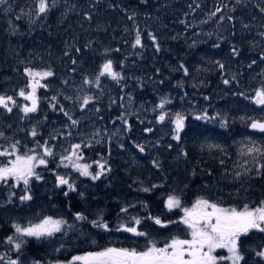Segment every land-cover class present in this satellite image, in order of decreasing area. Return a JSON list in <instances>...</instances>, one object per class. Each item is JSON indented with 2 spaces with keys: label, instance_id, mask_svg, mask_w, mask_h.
I'll use <instances>...</instances> for the list:
<instances>
[{
  "label": "rangeland",
  "instance_id": "1",
  "mask_svg": "<svg viewBox=\"0 0 264 264\" xmlns=\"http://www.w3.org/2000/svg\"><path fill=\"white\" fill-rule=\"evenodd\" d=\"M115 2L121 10H125L121 0H49L50 11L42 16H38L36 13L37 0H8V3L0 9V25H3L1 31L7 37L5 51L7 55H10V59L7 58L3 62L7 72H11L5 75L0 74V95L12 96L17 102L11 113L0 108V133H3V136L0 137V146L8 148L11 144L19 141L20 154H25L23 151L26 150V153L36 154L38 158L43 156V146H47L51 148L53 156L44 157V159L55 160L52 167H49L51 163L47 160L46 166L36 168L41 179L33 178L30 181L29 192L32 199L29 201L22 202L20 200V196L24 194L22 184L19 187H13L11 186L14 184L12 180L0 183V198L6 197L0 208L5 211L14 209L16 213V215H8L6 222L9 223L11 230L3 236V244L5 243L10 252H13V247L7 243L8 237H13L14 240L29 238H17L14 225L29 226L48 217L64 221L62 231L52 237L31 238L34 242L39 240L41 243L45 242L49 245L53 243L55 246L53 248L54 257H57L60 253L69 252V249L79 241H83L84 246L91 247V251L87 252V255L90 252H98L107 247L116 246H120L117 248L144 251L152 242H155L158 247H163L170 241L166 235L159 236L158 233L151 230L158 229L160 225H156L148 217L163 218V216L170 215L171 219L176 211L179 213L176 220L182 219L183 209L191 208L198 199L208 200L210 203H216L224 208H233L234 206H226L222 202L223 198H225L224 202L241 201V207L236 208L237 210H243L245 206L255 209L263 202L257 198L252 199L249 194L256 191L246 188L244 183L243 185L239 184L237 179L241 177L240 169L245 168L247 174L254 171V174L252 173L254 177H257L255 174L262 169L260 167L259 171L257 170V160L261 164V156L254 158L253 155H244L243 153L252 146L264 150V133L248 131L251 121L264 122V106L253 103L256 92L264 89V0H259L260 8L255 9L251 4L245 2L247 7L239 15L241 18L238 20H230L227 17V19L219 17V20L208 19L210 15H213L210 12L202 11L193 15V11L188 9L191 26L202 25L201 27L194 26L197 30L190 29L188 34V30L182 31L185 34L182 39L188 43L197 44L201 39L200 32L205 31L209 22L211 25L216 22L219 25L218 29L221 30L213 39L215 47H218L227 36L233 38L230 32L236 33V42L229 45L231 51L215 49L216 59L212 62L209 60L202 62L203 69H213L214 72L219 73V77L223 81V89L217 92V96L211 93L210 96L205 97L196 90L195 93H191L190 91L197 85L195 79L188 75L190 78L184 76L178 82L179 86L174 87L175 93L157 92L155 94L156 102L150 101L149 105L139 104L129 87H120L118 82L120 78L113 80L108 76H100L102 68L94 73L89 70L76 73L73 70L71 76L64 74L60 76L58 60L66 59V63H69L74 56L73 50L76 45L72 42V36L67 32L58 34L54 30L57 33L55 35L50 30L51 25L53 27L60 18L75 11L82 12V19L87 18L91 8L96 9L99 6ZM199 3L198 0H190L189 7L192 8ZM22 11L24 14L21 16ZM163 13H159L158 17ZM215 13L220 16V12ZM18 16L21 18L17 19ZM224 21L227 24H224ZM2 37L3 35L0 34V39ZM60 39L62 40L61 44L59 43ZM1 48L0 41V50ZM147 48L148 50L144 52H147L148 56H153V65L147 67L144 65L143 73L145 75H149L155 81L163 71L176 72L174 64L169 59H164L161 45L147 44ZM38 50H41L40 54L43 56L39 61L35 60ZM159 57L161 60L157 59ZM44 60L45 67L53 75L42 80L41 84L45 87L37 89L38 110L25 116L20 109L25 105L30 106V101L19 96L21 89H24L25 92L30 91V88L27 87L30 78L25 74V71L31 69L38 72L41 70ZM34 62L35 66L33 67ZM53 62L56 63L58 74L55 73ZM78 63L81 62L78 60ZM221 64L224 65L223 68H220ZM49 67H52V70ZM113 70L118 72L114 68ZM225 80L228 81L227 84L224 83ZM240 82H244V86L240 85ZM183 83L188 85L187 88H184ZM86 97L89 98L87 105L83 103ZM163 101H168V103L160 108L159 105ZM106 106L108 110H115L118 113H113L110 116L104 114L102 109ZM162 114L165 115V120L159 123L157 118ZM176 114L185 118L179 140L173 139V136L176 135L174 124ZM205 115L208 117L207 119H196L197 116ZM73 120L77 123L72 124ZM132 120L133 123L129 122ZM135 124H141L145 132L150 129H153L154 132L151 135L148 133L142 139H139L138 136L132 138L131 134L135 132ZM196 126H199L200 129L195 132L194 140L198 141L199 148L208 153L215 152L218 157L222 158V163L227 168L238 173L231 181H227L228 187H216L219 191L202 183L201 186H196L190 192H179L178 184H172L175 178L173 175L178 176L185 169L193 172L190 165L185 163L184 144L189 141V129ZM33 129L42 136V143L31 135ZM76 144L81 145L78 152L83 156L79 163L91 165L90 172L95 174L100 171L97 162L105 164L104 175H101L99 179L93 180L91 177L81 176L79 172L73 170L69 161L61 162L64 156L71 155L72 146ZM140 147H143L144 150L140 151ZM31 149H35V152L30 153ZM162 150L166 151L162 152ZM86 154L91 156L88 157ZM12 158L0 157V162ZM65 164L69 166L64 167ZM115 166L123 181L126 182L129 194L124 195L122 191H118L109 197V202L112 205L106 202V205L91 212V204L86 202L90 198L89 194L81 193L84 210L93 218L85 219L89 224L95 220H104L111 215L117 216L115 220L107 219L105 221L112 231L105 232L91 225L94 230L99 229V233L104 232L106 235V238L101 237L100 241L97 237L91 240L92 230L88 227V223L85 225V220H80L84 227L83 231L79 220L69 221L67 218H63L57 205L54 204L57 196L62 197V192L76 193V190L68 191L67 186H57L56 175H64L75 188L78 187L79 192H86V190H92V186L100 180L111 179V176H114ZM253 166L255 168H252ZM164 168L170 169L164 170ZM190 177L194 178L195 176L191 175ZM235 179L236 181H234ZM162 182L164 184L160 194L163 197V206L160 213L155 214L145 199L147 195L144 194H150L151 188L156 189V186ZM230 188L231 190L224 195V192ZM36 189L41 190V198L46 197L47 203L44 206L37 203L33 196ZM144 189H148V191H144ZM104 193L108 194L106 191ZM97 195L95 194V198L92 197V202L99 201ZM169 196L177 197L181 206L170 211L166 207ZM254 202H258V204ZM115 207L118 208V211ZM48 208H50V213L45 212ZM113 208L114 212H112ZM122 208H128V212L122 213ZM89 213L94 214L95 217ZM133 218L141 220L138 230L147 233V236H133L131 233L115 231L121 224L134 225ZM160 220L163 224L169 223L165 222V219ZM185 234L190 236L188 228ZM173 238H178V236ZM130 240L133 245L131 248L127 245ZM240 246L245 258L254 256L259 261L257 264H264V261L255 255L257 249L252 250V246H245L242 243ZM16 252L15 254L6 253L0 243V256L4 257V260H0V264H7L9 258H18L19 264H37L38 261L26 258L22 249L17 252L18 254ZM72 255L75 257L80 254L73 253ZM215 255L227 256L228 253L224 249H218ZM57 261L53 262L57 263ZM246 262L247 260H244L241 264ZM38 264L40 263L38 262Z\"/></svg>",
  "mask_w": 264,
  "mask_h": 264
},
{
  "label": "trees",
  "instance_id": "2",
  "mask_svg": "<svg viewBox=\"0 0 264 264\" xmlns=\"http://www.w3.org/2000/svg\"><path fill=\"white\" fill-rule=\"evenodd\" d=\"M198 1L200 3L191 8L189 7L190 0H121V4L124 6L125 10H121L117 2H115L114 4L108 3L105 4V6H99L96 9L91 8L88 11L89 15L87 18L82 19V12L78 11L65 15L60 18L57 23H54L55 25L53 27L51 25L50 28L55 35L57 33L62 34L63 32H67L72 36V42L76 45L73 50L74 56L69 63H66V59L58 60L60 76L62 74L71 76L73 75V70H75L76 73L85 72L87 70L94 73L99 71L104 63L111 60L113 68L120 74V81H118L120 87H129L131 93H133V97L139 104L145 103L146 105H149L148 102L150 101L156 102L155 94L157 92L175 93L174 87L179 86L178 82L182 80L184 76L188 75L195 79L197 85L190 91L191 93L199 91L200 95L205 97L210 96L211 93L217 96V92L223 89V81L220 79L219 73L214 72L213 69H203L202 62H207L208 60L212 62L215 60L217 57L215 49L231 51L229 45L236 42V33L230 32V34L233 35V38L227 36L218 47H215L213 39L217 33L221 32V30L218 29L219 25H217L216 22H214L213 25L209 22L205 31L200 32L202 35L199 42L197 44H190L182 39L185 35L182 31L188 30V34L190 29L197 30L194 28L197 24L191 26L192 22L191 24L189 22L190 15L188 14V9L193 11V15H197L202 11L213 14L217 12V9L219 8L222 9L219 11L220 16L210 15L208 19L219 20V17L223 19L231 17V19L238 20L241 18L239 15L244 12L247 7L246 3L251 4L253 9L260 8L256 5V1L259 0H240V3H237L236 0ZM161 12L164 13L158 17ZM224 24H227V22L224 21ZM2 26L3 25H0V34L3 35L2 39H0L2 44L0 50V74L5 75L6 73L11 72H7L3 60H7V58L10 59V55H7L5 51L7 37L1 31ZM197 26L201 27L202 25ZM137 33L140 34L141 45L133 47ZM152 37H155V41H153ZM61 42L62 40L60 39L59 43L61 44ZM155 43L162 46L164 59H169L171 63L174 64L176 72L171 73L170 71H163L161 76L153 81L149 75L143 73V68L145 66L153 65V56H148L147 52L144 51L148 50L147 44L153 45ZM40 53L41 50H38L35 60L39 61L42 59L43 56ZM157 59L161 60L160 57ZM78 60L81 63H78ZM32 65L34 67L35 62ZM52 65L56 71L55 73L58 74L56 63L53 62ZM181 65H183V67H181ZM49 69L52 70V67H49ZM184 69H187V75H185ZM41 70H38V72L48 71L47 67H45V60L41 64ZM190 76H188V78H190ZM40 83H42V80ZM183 84L184 88H187L188 85L185 83ZM239 84L244 86V82H240ZM117 95H119V93H117ZM234 103L239 104L237 101H234ZM102 111L108 116L113 113H118L115 110H108L107 106L104 107ZM129 122L133 123V120ZM135 126V132L131 134L132 138L138 136L139 139H142L146 136L141 124H135ZM198 129H200L199 126L189 129V141H186L184 144L186 156L185 163L186 165H190L193 172H190L189 169H185L180 175H173L175 178L172 184H178L177 190L179 192H190L194 190L196 186H201L202 183H206L209 188H215L219 191L216 187H228L227 181H231L233 177L238 174L234 170L227 168L225 164L222 163V158L218 157L215 152L208 153L199 148L197 144L198 141L194 140L195 132ZM153 132L149 133V135L153 134ZM35 140L40 143L43 142L40 134L35 136ZM28 146L30 145L28 144ZM144 147L148 150L146 146ZM165 151L166 150H162V152ZM23 152L26 153V150ZM86 155L88 157L91 156L90 154ZM46 160L51 163V166L49 167H52V163H55V160L49 158H46ZM260 160L261 164H264V155H261ZM163 167H165V165H163ZM252 168H255V166ZM168 169L170 168H164V170ZM117 171L118 168L115 166V178L114 176H111V179L109 180H100L98 183H95L97 184L96 186L95 184L92 186V190L90 191L86 190V192H79L77 187L76 193L74 194H68L65 196L64 192H62V197L57 196L54 204L57 205L58 211L63 215V218H67L69 221L75 220L76 214L80 213L86 217V219H93L84 210V202L81 193L89 194L90 198H88L86 202L91 204V212L100 209L102 205H106V202L112 205L109 202V197L118 191H122L124 195L129 194L126 182L123 181L121 174ZM249 173L250 174L246 173L245 168L240 169L241 177L237 179L239 184L243 185L244 183L246 188L254 189L256 191L253 194H249L252 199L258 198L264 201V167H262L259 173L255 174L257 177L252 176L254 171H250ZM191 175H194L195 177L191 178ZM234 181H236V179ZM163 184L164 183L162 182L160 185L156 186L154 192L150 193L145 198L155 214H159L163 206V197L160 194ZM232 188L235 190L234 187ZM103 189L108 194L104 193V191H102ZM230 190L231 188L224 192V195ZM95 194H98L96 196L99 200L98 202L96 200L92 202V197L94 196L95 198ZM33 196L37 200V203L42 204L43 206L47 203L45 196L41 198V190L36 189ZM5 199L6 197L4 196L0 198V206ZM241 204L240 201L225 203L226 206L234 205L239 207H241ZM115 209L118 211L117 207H115ZM115 209L113 208L112 212H114ZM45 212L50 213V208ZM89 214H91L92 217H95L94 214ZM8 215H16L15 210L12 209L11 211H5V209L0 208V243L2 247L5 248L6 253L15 254L16 251L14 248H12L13 252H10L7 250L5 243L3 244V236L11 230L9 223L6 222L8 221ZM116 217L117 216L111 215L108 218H105L104 221H107V219L115 220ZM176 217L177 216H173L170 219V215H166L159 219H165L164 221L168 222ZM79 222L80 227L84 231L82 221L79 220ZM84 223L86 225L88 223L87 220H85ZM91 225L92 224L88 223V227L92 230L91 240L95 237H97L99 241L101 240V237L106 238L104 232L99 233V229L94 230ZM151 230L153 231V229ZM157 233L159 236H167V229H159ZM250 235H252V233ZM246 238L242 239L244 244L248 242L245 240ZM23 240L25 241L21 247L22 252L24 253L23 255L26 258L38 261L40 264H51L56 260H58L57 263L53 262V264H70V261L73 258V253L86 255L87 252L91 251V247L84 246V242L79 241L78 244H75L69 249V252L60 253L57 257H54L55 253L53 248L55 246L53 243L52 245H49L45 242L41 243L39 240H35L37 242H34L31 238H25ZM252 243L260 245L258 247H264V239L258 238L253 240ZM127 245L130 248L133 247L131 240ZM248 262L245 264H255L251 263L250 259Z\"/></svg>",
  "mask_w": 264,
  "mask_h": 264
},
{
  "label": "snow or ice",
  "instance_id": "3",
  "mask_svg": "<svg viewBox=\"0 0 264 264\" xmlns=\"http://www.w3.org/2000/svg\"><path fill=\"white\" fill-rule=\"evenodd\" d=\"M240 3V0H236ZM8 3V0H0V6ZM222 9H217V12ZM50 11L49 0H37L36 13L38 16L45 15ZM21 12V16L23 15ZM31 15V13H29ZM216 15V13H213ZM18 16L17 19H20ZM223 19V18H221ZM231 20V17H229ZM155 41V37H152ZM141 45L140 34L137 33L135 37V43L133 47ZM183 67V65H181ZM224 65L221 64L220 68ZM185 75H187V69H184ZM25 74L30 78L27 85L30 91L25 92L21 89L19 96L26 101H30V106H23L20 110L27 116L28 114L35 113L38 110V98L37 89L45 87L40 81L53 75L51 71L37 72L31 69H26ZM100 76H108L113 80H118L120 74L113 70V63L111 60L103 64L102 70L99 73ZM90 83L89 81H85ZM98 82V79H97ZM228 83L227 80L224 81ZM255 103L258 105H264V89L258 90L255 94ZM83 103L87 105L89 98H85ZM168 101H163L159 107L163 108L164 104ZM17 105L16 100L12 96L0 95V108L6 112L11 113L13 107ZM67 115V113H65ZM205 116H197L196 119H207ZM71 119V117H69ZM184 116L176 114L174 124L176 135L173 139H180V132L184 127ZM160 122L165 120V115L159 116ZM77 121L73 120L72 124H76ZM251 128L264 133V123L254 121L251 123ZM31 135L35 137L37 132L32 130ZM3 133H0V137ZM19 141L11 144L8 148L0 146V157H13L12 159H6L0 166V183H7L9 180L14 182L13 187H19L21 184L24 188V194L20 196L22 202L29 201L32 196L29 192L30 181L35 178L41 179L40 175L36 172L38 166H46L47 160L44 157L53 156L51 148L43 146V156L39 157L36 154H20ZM211 147V146H210ZM81 148L80 144L72 146L71 155L64 156V160L69 161L71 167L76 172H79L81 176L91 177L93 180H97L101 175H104L105 164L97 162L100 169L99 172L93 174L89 171L91 165L81 164L79 161L83 159L81 153L78 150ZM143 147H140V151H143ZM30 153H34L35 149L29 150ZM244 155L261 156L264 155V150L259 147H248ZM259 171L260 167H264V164H259L257 160ZM65 164L64 167H68ZM57 186H67L68 191H75V186L70 183L69 179H66L64 175H56ZM148 191V189H144ZM64 195H68L66 191ZM181 206L180 200L175 196H169L166 202V207L171 211L174 208ZM122 213H127L128 208H122ZM184 216L181 223L186 225L190 230L191 239H179L173 238L170 243H166L163 247H158L155 242H152L149 247L144 251H137L136 249L107 247L102 251L90 252L87 255L75 256L70 261V264H241L245 257L241 251L240 239L242 236H247L250 232L256 231L264 233V202L261 206L251 209L245 206L243 210H237L236 208H224L220 207L216 203H210L205 199H198L191 208L183 209ZM76 220H85L82 214H76ZM152 219L156 225L166 226L157 217H148ZM134 219L133 224H121L115 231L131 233L133 236H147V233L138 230V226L141 224V220ZM65 222L62 220L52 219L51 217L44 218L41 222L30 224L29 226H21L19 224L14 225L15 234L17 238L29 237L41 239L44 237H52L56 233L62 231V226ZM93 227L102 229L105 232L112 231L109 224L103 219L92 221ZM7 243L19 252L24 240H14L13 237L7 238ZM218 249H224L228 253L227 256H217L215 253ZM255 255L264 261V249L255 252ZM0 260H4L3 256H0ZM7 264H19V259L9 258ZM38 264V262H37Z\"/></svg>",
  "mask_w": 264,
  "mask_h": 264
},
{
  "label": "flooded vegetation",
  "instance_id": "4",
  "mask_svg": "<svg viewBox=\"0 0 264 264\" xmlns=\"http://www.w3.org/2000/svg\"><path fill=\"white\" fill-rule=\"evenodd\" d=\"M256 5H258L259 6V1H256ZM54 179H55V177H54ZM53 179V180H54ZM55 182H56V179H55ZM151 193L152 192H154V187H152L151 188ZM58 191V190H57ZM136 194H138V193H136ZM144 195H149V194H144ZM222 199V198H221ZM223 199H225V198H223ZM223 199H222V202L223 203H227V202H229V201H227V202H224L223 201ZM255 204H258V202H254ZM253 205V204H252ZM233 208H236V207H233ZM176 216L178 217L179 216V213H177L176 214ZM181 220L182 219H179V220H176V219H172V221L171 222H169L168 223V227H167V236H168V239H169V241H171V239H172V237H175V236H178V238L179 239H191V235L190 236H187L186 234H185V231H186V229H187V227H186V225H184L183 223H181ZM179 223H181V224H179ZM166 226H167V224H165ZM159 229H165L164 227H162V226H158V229H153V232H158V230ZM250 235V234H249ZM247 235V236H243V237H241V239H240V244L242 243L243 245H245V246H252V250H254V249H257L256 251H258L259 249H264V247H258V246H260V245H257V243H252L253 242V240H256V239H258V238H261V239H264V234H262V233H258V232H256V231H254V232H252V235ZM249 236V237H248ZM247 237V238H246ZM243 238H246L245 240H247L248 242H246V244H244V242H243ZM170 243V242H169ZM249 259L251 260V263H255V264H257V262H259L257 259H255V257L254 256H251V257H248L247 256V258H245L244 260H247V262L249 261ZM249 263V262H248Z\"/></svg>",
  "mask_w": 264,
  "mask_h": 264
},
{
  "label": "water",
  "instance_id": "5",
  "mask_svg": "<svg viewBox=\"0 0 264 264\" xmlns=\"http://www.w3.org/2000/svg\"><path fill=\"white\" fill-rule=\"evenodd\" d=\"M256 99V98H255ZM255 99H254V101H255ZM257 105V104H256ZM158 121L160 122V120L158 119ZM248 130L250 131V132H256V131H258V130H254V129H252L251 128V124H250V126L248 127ZM259 132V131H258Z\"/></svg>",
  "mask_w": 264,
  "mask_h": 264
},
{
  "label": "bare ground",
  "instance_id": "6",
  "mask_svg": "<svg viewBox=\"0 0 264 264\" xmlns=\"http://www.w3.org/2000/svg\"><path fill=\"white\" fill-rule=\"evenodd\" d=\"M159 122V121H158ZM159 123H161V122H159Z\"/></svg>",
  "mask_w": 264,
  "mask_h": 264
}]
</instances>
